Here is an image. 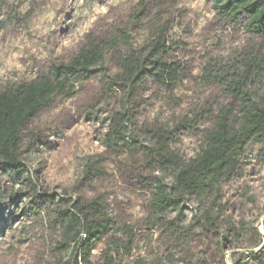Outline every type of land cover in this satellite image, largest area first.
<instances>
[{
    "label": "rangeland",
    "instance_id": "1",
    "mask_svg": "<svg viewBox=\"0 0 264 264\" xmlns=\"http://www.w3.org/2000/svg\"><path fill=\"white\" fill-rule=\"evenodd\" d=\"M2 17L0 90L49 74L55 65L74 58L90 40L103 46L115 43L104 57V66L113 74L119 53L128 46L124 33L131 44L141 46L168 26L170 38L182 48L176 58L188 74L171 91L149 84L136 120L139 126L159 122L176 128L181 120L190 119L188 131L178 128L175 143L186 158L199 153L201 131L211 127L213 110L226 102L220 89L203 78L204 68L209 63L228 62L246 49L264 54V38L248 32L245 19L229 23L218 17L213 0H8ZM100 78L75 84L73 97H56L24 131L21 163L31 182L13 188L9 180L0 179L5 193L0 264H50L48 250L56 235L47 208L29 217L22 212L35 197L55 205L61 200L89 201L98 196L106 202L116 229L126 223L135 230L134 257L160 256L174 264H264V147L251 144L236 177L222 186L217 210L224 213L218 235L196 236L188 252L186 247H175L161 231L146 225L149 195L136 189L121 172L130 158L106 153V119L118 108L120 97L106 93ZM255 91L264 93V75ZM101 155L105 177L93 185H82L89 158ZM159 174L168 184L173 182L171 171ZM183 207L187 224L203 209L193 198L186 199ZM105 245L94 252L95 264L102 261Z\"/></svg>",
    "mask_w": 264,
    "mask_h": 264
},
{
    "label": "trees",
    "instance_id": "2",
    "mask_svg": "<svg viewBox=\"0 0 264 264\" xmlns=\"http://www.w3.org/2000/svg\"><path fill=\"white\" fill-rule=\"evenodd\" d=\"M7 1L0 0V31L5 27L2 12ZM213 1L218 17L229 23L245 19L246 30L264 38V0ZM123 38L128 46L119 53L113 74L104 66V57L115 43L103 46L90 40L74 58L55 65L49 74L0 90V179L9 180L13 188L31 182L29 171L21 163L26 128L56 97H73L75 84L101 77L106 93L120 97L118 108L106 119V153L118 159L124 155L130 158L121 172L136 189L149 195L146 225L188 252L196 236L218 235L224 213L217 210L222 186L236 177L251 144L264 147V93L255 91L264 75V54L246 49L228 62L209 63L204 68L203 78L220 89L226 102L213 110L211 127L201 131L199 153L186 158L175 143L181 129L188 131L190 119L181 120L176 128L159 122L139 126L136 120L149 84L171 91L188 74L176 58L181 46L170 38L168 26L158 29L141 46L131 44L126 33ZM103 162V155L89 158L82 185H93L105 177ZM166 171L173 173L171 184L159 174ZM4 194L0 189V219H4ZM191 198L203 209L187 224L183 203ZM53 204L35 197L22 210L29 217L39 214L43 206L47 208L56 235L48 250L50 264H95L94 252L103 242L106 249L98 264H174L160 256L134 257L135 230L126 223L116 229L106 202L99 196Z\"/></svg>",
    "mask_w": 264,
    "mask_h": 264
}]
</instances>
